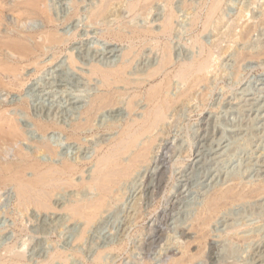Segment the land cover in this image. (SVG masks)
I'll return each instance as SVG.
<instances>
[{
	"label": "rangeland",
	"instance_id": "rangeland-1",
	"mask_svg": "<svg viewBox=\"0 0 264 264\" xmlns=\"http://www.w3.org/2000/svg\"><path fill=\"white\" fill-rule=\"evenodd\" d=\"M12 1L0 0V6ZM100 1L46 0L59 33L68 42L56 51L46 50L40 71L26 69L28 81L19 92L0 89L1 105L11 98L26 101V108L13 112L25 140L12 147L1 143L0 156L11 148L0 157V166L21 168L34 160L77 166L48 194L49 209L38 208L34 201L20 205L16 185L6 178L12 174L0 171V264H171L188 249L185 257L196 256L191 264H264V194H251L252 189L264 186V0H221L209 24L205 20L212 0H171L175 12L172 33L132 41L116 40L106 33L124 28L130 35L134 26L159 30L167 14L166 2H152L143 12L138 8L136 15L126 9L135 0H116L107 17L96 24L89 16ZM15 16L8 6L0 8V34ZM165 44L174 60L171 72L179 63L199 57L201 48H205L204 56L211 50L215 59L207 80L168 112L166 122L154 132L159 135L151 160L123 180L104 211L86 225L66 207L97 196L81 184L83 178L92 176L98 149L132 117L127 101L150 86L119 85L122 95H116L120 97L116 106L101 110L78 133L79 140L72 139L70 127L82 119L90 99L105 91L99 87V77H90L91 65L114 68L129 59V77L144 78L161 62ZM131 45L137 55L124 58ZM69 52L76 60L74 65ZM172 78L170 95L175 98L186 86ZM136 103L139 111L133 114L139 117L146 105L140 97ZM37 118L56 127L42 133L34 123ZM41 143L51 144L57 153L51 157L40 152ZM161 160L164 173L158 184L155 172ZM26 173L27 178L33 176L32 171ZM230 187L248 197L227 203L203 237L195 234L196 220L209 197ZM188 230L187 236L183 231Z\"/></svg>",
	"mask_w": 264,
	"mask_h": 264
},
{
	"label": "bare ground",
	"instance_id": "bare-ground-1",
	"mask_svg": "<svg viewBox=\"0 0 264 264\" xmlns=\"http://www.w3.org/2000/svg\"><path fill=\"white\" fill-rule=\"evenodd\" d=\"M118 1L119 0H117V2ZM155 1L158 0H135L134 2H129L126 9L128 8L129 13H133L138 8H141L139 11L142 10L143 12L152 2ZM163 1L166 2L165 4H167L166 6L168 7V10L165 8L167 10V14L165 17H163L164 19L159 30H155L153 28L139 29L134 28V26L131 28V34L128 35V33L124 32V28L123 30H115L113 28L114 30L108 29L106 36L121 41H132L135 39H147L149 37L158 38L161 35H169L173 28V22L175 21V12H173L174 10H172L170 6L171 0ZM113 2L115 3L116 0L100 1V4L90 12L89 17L91 21L97 24V22L99 23L100 20L105 19L110 7H112L111 5L114 4ZM220 2L221 0H212V2H210L211 5L208 8V13H206V20L204 19L206 24H209L211 19L217 13ZM4 3L5 5H1L0 8L8 6V10L17 14V17L15 16L14 18L15 21H13L12 24H8L5 32L0 34V89L11 93L14 91L19 92L25 87L28 81L25 71L28 67H35L37 72L40 71L46 63L44 60H42V58L47 53L46 50L51 49L56 51L57 49H60V47L66 45L68 38L59 33L57 20L51 13L46 0H15L12 1L11 4L7 2ZM138 14L139 13L136 15ZM242 17L244 16L242 15L239 20H241ZM30 24L33 26V29H30L32 28L29 27ZM20 26H23L22 28L24 30H19ZM230 27H232V25ZM126 28L129 29V27ZM145 44H147V42ZM166 44L162 47L161 62L158 65L156 64V67L148 71L147 75H144V78L143 76H138V78L140 77L139 79H131L132 77H129L128 69L131 65V61L129 59H125L126 61L114 68H103V66L101 67L99 65H91L89 73L90 77H99L101 79V86L99 87L104 88L105 91L95 95L90 99L87 106L82 110V119L70 127L68 131L70 132L69 135L72 139H76L80 131L86 129L88 125L90 126V124H92L91 122L93 118L101 110H106L116 104L117 98H120L116 95L122 91L119 85H122L123 87H132L133 85L138 86L140 89H143L146 83L150 84V86L148 85L149 87H146L147 90H145V92L142 93L141 91L136 93L127 101L129 113L132 117L126 121V123L119 129L117 135L110 142L101 146L100 148L98 147V155L95 161L92 176L87 180L83 178L84 181L81 179L83 181H81V184H84L90 190L97 192V196L92 200L77 201L72 205H68L69 207H66V210L71 213L74 219H84L87 223L86 225L91 223L102 211H104L106 205H108V199H111V196L113 197V195L115 196L114 193H116L117 187L121 184V182L127 178H130L132 173L137 168L151 160L150 155L155 143V137L159 135L157 134L155 136L154 132L164 122H166L168 112L180 102H183V100L188 97L187 94H190L189 92H191L195 87L197 88L199 84H202L205 80H207L206 74L208 73L207 71H209V68L212 67L211 64L213 63H211V61L215 55L211 50L208 51L204 56L206 51L202 44L200 47L203 48H201L200 52H198L200 53L199 57H195L190 61L179 63V65L174 67L173 72H171L170 70L174 65V60L170 48L168 47L169 45L167 46ZM154 46L156 47V45ZM207 48L210 49V47ZM135 49L134 45H131L130 48L124 51V58H130L133 56V54H135ZM246 54L249 53L247 52ZM69 55L70 61L72 65H74L76 60H74L71 53ZM241 56L245 58L252 57V55L248 56L245 54H241ZM160 76L163 77L161 82L153 85L154 81ZM172 77L177 78L181 84L186 86L184 90H180L179 94L175 98L170 95V90L172 88ZM139 97L144 99L146 107L144 106L145 109H143L142 112L140 111L141 116L137 117V115H134L133 113L137 109L136 101ZM8 101L9 103L6 105H1L2 103L0 104V146L2 142H5L12 147L13 145L18 144L19 141L21 142V140H25L26 137L24 135L22 126L19 124L16 116L13 114L16 108H26V101L24 99L13 100L12 98ZM34 123L38 130L42 133H46L56 127L55 124L47 122L41 118L35 119ZM44 139L45 136H43V140ZM11 147H9V149L7 148L5 150L6 152L3 151L2 154L4 155L5 153L9 152ZM18 148L20 147L18 146ZM37 149L40 152L49 154L51 157L57 153L56 149L49 143H41ZM17 153L22 159L25 158V155L20 150ZM2 154L1 156L3 157ZM24 161H26V159H24ZM163 161L161 160L158 164V170L155 169L156 176L159 177L157 182L158 184L161 183L162 173H164ZM12 166H5L4 164L3 166H0V171L4 174H12V176L10 175L9 178H6L8 182L10 181L16 185L15 188L18 193L17 196L20 205H27L31 203V201H34L35 203H32L41 209H49L48 194H52V192L56 190V187H58L57 184L59 182L61 183L62 177L64 175L68 176V174L73 172L77 167L75 165L68 164L67 162L60 166L53 165L49 162L42 163L37 160L27 163L21 168H16L14 166V169ZM27 170L32 171L31 174H33V176L31 178L26 177L25 173ZM67 182L70 183L71 181ZM79 184L80 183H78V186ZM251 194H264V186H260L259 188L254 189V191L252 189ZM245 196L246 193L237 192L235 187H230L223 192L221 191L220 193L216 192L213 194L207 200L205 208L202 210L200 217L196 220L197 225L194 227L193 232L195 234L202 233L203 237V232L206 230L210 222L213 220V218H215V215L226 206L227 203L229 204V202H235L248 197ZM188 231L189 232H183L188 236V234H190V230ZM193 232L191 229V239L194 238L191 237L193 236ZM208 246L210 249V244ZM188 250H186V253ZM57 256L61 258L59 255ZM185 256L179 259L171 260V264H191L196 258V256L192 254H190L188 257Z\"/></svg>",
	"mask_w": 264,
	"mask_h": 264
}]
</instances>
